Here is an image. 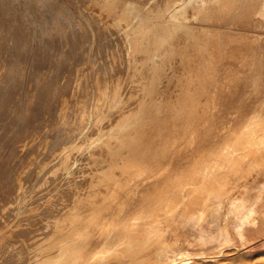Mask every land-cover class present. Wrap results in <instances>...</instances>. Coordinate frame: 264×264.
<instances>
[{"label":"bare ground","instance_id":"6f19581e","mask_svg":"<svg viewBox=\"0 0 264 264\" xmlns=\"http://www.w3.org/2000/svg\"><path fill=\"white\" fill-rule=\"evenodd\" d=\"M77 2L75 31L52 0L54 32L20 31L32 101L0 151V264L225 260L264 177V0Z\"/></svg>","mask_w":264,"mask_h":264},{"label":"rangeland","instance_id":"374dc122","mask_svg":"<svg viewBox=\"0 0 264 264\" xmlns=\"http://www.w3.org/2000/svg\"><path fill=\"white\" fill-rule=\"evenodd\" d=\"M4 1H8L6 8L3 6ZM52 1H55L52 8L53 14L58 12L66 21V29L68 28L71 32L75 31L76 29L70 25L71 21L83 17L81 6L77 0ZM38 2L39 0H31L30 3L26 4L24 0H0V151H2L4 157L18 144L20 134H22L20 104L31 108L30 102L32 101L31 95L29 96L25 91L20 97V74L23 76V82L26 85L31 75L30 68L33 61L32 57L20 60L22 56L20 34L23 29H35V23H32L33 19H38L47 31L54 32L53 27L47 22L46 18V13L49 11L44 10ZM59 7L60 9H58ZM28 31L32 35L31 30ZM27 42H30L31 45L34 44V37L27 39L26 44ZM97 44L103 46L105 43L99 41ZM101 56L103 59V53H101ZM24 61L25 63L22 64L25 66L20 69V62ZM55 125L56 128H60L62 124L57 122ZM28 126L29 129L34 128L32 124ZM24 135H26V132H24ZM11 165L12 163L8 162L6 169L12 170ZM233 194L234 196L238 195L236 192ZM248 198L251 200L250 203H256L258 210L256 214L250 216L249 221L243 224L241 234L245 244L242 249L236 246L228 248L227 258L217 264H264V220L260 221L256 218L258 214L259 217L263 216L264 218V177L250 191ZM230 232L234 241H238L239 235L236 230L231 228Z\"/></svg>","mask_w":264,"mask_h":264}]
</instances>
